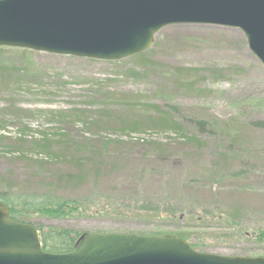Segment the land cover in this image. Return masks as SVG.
<instances>
[{
	"label": "rangeland",
	"instance_id": "374dc122",
	"mask_svg": "<svg viewBox=\"0 0 264 264\" xmlns=\"http://www.w3.org/2000/svg\"><path fill=\"white\" fill-rule=\"evenodd\" d=\"M24 50L0 51V62L19 71L16 77L25 70L32 75L0 93V188L6 186L2 179H10L14 193L27 197L52 192L89 200L80 204L79 213L66 218L34 214L32 224L82 235H176L190 222L144 218L130 209L150 197L193 201L211 212L218 206L222 211L238 207L247 213L242 232L209 212L205 222H192L201 227L206 246L202 253L264 258V241L258 240L264 228V129L249 126L264 121V67L241 31L174 25L155 36L147 51L149 61L164 71H194L196 87L186 94L160 72L143 73L135 58L110 62ZM154 106L162 113L157 115ZM170 106L185 109L193 118L236 122L241 127L235 132L238 137H208L199 150L187 140L194 128L173 116ZM171 118L179 120L181 128L164 121ZM21 131L29 142L45 133L52 139L50 152L19 145ZM76 151L103 157L108 170L100 181L89 176L78 187L58 182L71 169L64 155H77ZM49 153L59 158L51 154L53 160L46 161ZM238 172H243L242 178L228 179ZM218 174L227 178L219 180ZM190 181L206 189L195 196L185 194Z\"/></svg>",
	"mask_w": 264,
	"mask_h": 264
},
{
	"label": "water",
	"instance_id": "95a60500",
	"mask_svg": "<svg viewBox=\"0 0 264 264\" xmlns=\"http://www.w3.org/2000/svg\"><path fill=\"white\" fill-rule=\"evenodd\" d=\"M174 25L241 31L264 67V0H0V47L119 61L147 51ZM0 264H264L200 253L174 234L85 233L69 253L43 250L32 224L0 203Z\"/></svg>",
	"mask_w": 264,
	"mask_h": 264
},
{
	"label": "trees",
	"instance_id": "16d2710c",
	"mask_svg": "<svg viewBox=\"0 0 264 264\" xmlns=\"http://www.w3.org/2000/svg\"><path fill=\"white\" fill-rule=\"evenodd\" d=\"M5 50L4 47H0V51ZM23 52H27L26 49ZM147 51L143 53H139L134 55L130 59L131 61L135 58V63L138 68L142 70L143 73H152L156 75L160 72L161 76L164 78H168L172 80L175 87L177 89H181L185 94L190 93L196 87V83H194L192 73L194 71L190 69H180V73L178 69L165 71L162 67H159L158 64L152 63L147 59ZM28 62V60H27ZM119 62V61H118ZM30 65L34 66L30 61ZM116 64V63H113ZM19 71L11 68L10 64L2 61L0 62V93L9 89L12 85H18L22 80L31 77L30 71H24L19 77H16ZM15 75V76H14ZM138 76V75H135ZM191 76V77H190ZM21 78V79H20ZM154 110L157 115L161 114V107L154 106ZM169 112L171 114H175L179 120H184V122L188 123L193 130V135L188 137V144L194 146L197 149H202V145L205 143V138L215 137V138H237L238 134L236 129H241L240 125L237 126L235 123L221 122L220 120L209 116L208 118H193L190 115L186 114L185 109H180L175 106H170ZM76 113H74L75 115ZM179 120H173V118L164 121H167V124H171V126L176 128H181V124ZM256 127L257 129H264V121L257 123H250L249 126ZM176 131H184V129H174ZM235 135V136H234ZM41 136L38 140H33L29 142L25 139L26 132L21 131L20 138L17 141H21L22 143L19 145L22 146H31L34 149L46 150L49 151V145L52 139L47 138L45 133H41ZM1 138V136H0ZM34 144V145H33ZM77 149V148H76ZM47 152V153H48ZM77 155H64V160L67 161V164L71 168L70 170L63 172L61 174L62 179H59V183H64L66 186L78 187L79 185H83L88 182V177L93 176L96 182L100 181L103 175L107 172L108 167L107 162L104 161L103 157L97 156L96 154H89L88 152L76 151ZM49 153L46 161H52L54 157H51ZM59 158L58 155H54ZM97 156V157H96ZM92 158V159H91ZM96 159V161H93ZM155 164H160V159L155 158ZM45 164V163H44ZM111 169H115L116 165H110ZM243 172H238L229 176L228 179H238L242 178ZM245 175V173H244ZM218 177L219 180L225 179L226 175L218 174L215 177ZM213 177V178H215ZM3 183L6 184L5 188H0V202L6 205L9 209V217L15 221L21 223H29L31 222V216L41 215L42 217H53V218H66L71 216L73 212H80V204L81 203H89V200L84 199H69L64 197H59L54 195L52 192H46L43 196L36 197H27L26 195L16 194L13 191V187L10 179H2ZM186 192L185 194L190 193L192 196H195L198 191H202L206 189L205 185H192L191 181L186 183ZM209 191L214 193V195H218V191L214 189ZM92 198L98 199V197L94 196ZM92 198H90L92 200ZM99 200V199H98ZM122 203H119V206ZM142 208V209H141ZM218 207L214 210V212L207 211V206L204 204H196L193 201L181 200V199H164V201H159L158 198H146L140 205L133 206L130 212L138 211L141 212L144 218L156 219L161 221H169V222H177L180 220L190 222L189 225L185 226L184 229L179 231L176 235L188 241H191V246L193 249L204 252L205 244L204 239L201 237L202 233L199 231L201 227L199 225H194L192 222H205L207 220L206 213L209 212V215H213V218L217 221H222L226 223L229 227L238 228V231L242 232L244 229V225L246 223V212L238 207L232 208L231 211H222L219 210ZM105 213L108 210L102 209ZM220 221V222H221ZM40 233L41 242L43 245V249L50 253H69L74 249L75 243L77 239L82 235L80 232L60 228L48 226L45 228L41 224H34ZM197 226V227H196ZM259 241H264V228L260 229ZM205 246V247H204Z\"/></svg>",
	"mask_w": 264,
	"mask_h": 264
}]
</instances>
